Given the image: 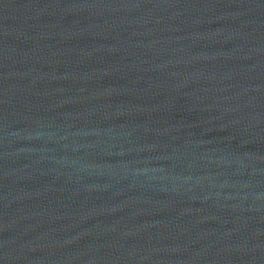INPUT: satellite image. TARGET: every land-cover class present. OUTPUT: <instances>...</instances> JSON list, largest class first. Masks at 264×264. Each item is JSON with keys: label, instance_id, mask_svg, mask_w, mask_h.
I'll return each instance as SVG.
<instances>
[{"label": "water", "instance_id": "obj_1", "mask_svg": "<svg viewBox=\"0 0 264 264\" xmlns=\"http://www.w3.org/2000/svg\"><path fill=\"white\" fill-rule=\"evenodd\" d=\"M0 264H264V0H0Z\"/></svg>", "mask_w": 264, "mask_h": 264}]
</instances>
